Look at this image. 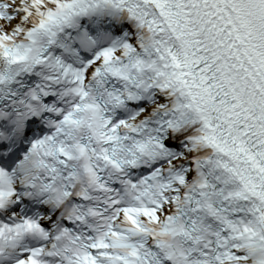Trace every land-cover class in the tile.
I'll return each instance as SVG.
<instances>
[{
	"label": "snow or ice",
	"instance_id": "snow-or-ice-1",
	"mask_svg": "<svg viewBox=\"0 0 264 264\" xmlns=\"http://www.w3.org/2000/svg\"><path fill=\"white\" fill-rule=\"evenodd\" d=\"M0 264H264V0H0Z\"/></svg>",
	"mask_w": 264,
	"mask_h": 264
}]
</instances>
